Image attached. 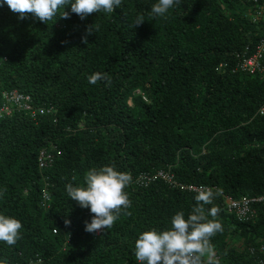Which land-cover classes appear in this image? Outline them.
<instances>
[{
    "label": "trees",
    "instance_id": "1",
    "mask_svg": "<svg viewBox=\"0 0 264 264\" xmlns=\"http://www.w3.org/2000/svg\"><path fill=\"white\" fill-rule=\"evenodd\" d=\"M155 2L85 19L69 5L48 23L0 7V104L16 90L48 110L0 119V212L23 224L15 245L0 242V264H137L138 235L187 215L204 188L219 190L205 205L223 225L215 264H264V202L243 217L227 202L264 196V78L240 69L264 37V0H177L151 20ZM97 72L111 84H89ZM105 164L131 174V206L89 233L94 214L65 186Z\"/></svg>",
    "mask_w": 264,
    "mask_h": 264
},
{
    "label": "clouds",
    "instance_id": "2",
    "mask_svg": "<svg viewBox=\"0 0 264 264\" xmlns=\"http://www.w3.org/2000/svg\"><path fill=\"white\" fill-rule=\"evenodd\" d=\"M176 3L177 0H156L148 15L151 20L164 18ZM122 4L123 0H0V7L7 5L12 12L19 14L20 19L31 13L45 23L56 17L68 18L69 13L65 9L69 5L72 13L85 19L93 12L111 14ZM145 20L143 14H138L134 27ZM97 31L95 24L88 26L83 42L87 43L88 36ZM99 80L111 84L107 73L97 72L88 77L89 84L94 85ZM132 179L131 174L119 170L114 164H105L87 170L82 184H66L67 196L94 214L90 222H85V231L95 233L112 228L121 210L131 206L125 189ZM218 194L219 190L214 193L212 189L204 188L195 196L197 203L187 215L178 211L171 217L170 227H152L142 231L134 243L137 264H196L201 257L206 258L207 264H215L211 238L223 231V225L216 219L217 208L206 209L205 205H211ZM2 195L3 190H0ZM65 223L70 224V220ZM22 227L18 218L0 212V242L15 245L21 238Z\"/></svg>",
    "mask_w": 264,
    "mask_h": 264
},
{
    "label": "built area",
    "instance_id": "3",
    "mask_svg": "<svg viewBox=\"0 0 264 264\" xmlns=\"http://www.w3.org/2000/svg\"><path fill=\"white\" fill-rule=\"evenodd\" d=\"M264 14V4L259 6L258 17L261 18ZM264 34V28H263ZM264 58V37L262 38L260 44L257 46L254 53L250 54L245 58L240 65V69L244 72H249L250 74L257 75L262 74L264 78V66L262 65V59ZM5 103L0 104V119L4 116L10 115L14 109L25 110L31 112L33 116L39 114H45L48 112L44 107L35 109L31 104L32 98L29 95L22 94L16 90L8 91L4 93ZM55 112V110L53 111ZM264 202V196L258 198H244L242 201L237 202L232 199H227L229 211L235 212L238 216L243 217L250 211V203L252 202ZM102 232V229L97 231L96 234ZM264 251V246L262 247ZM203 264H207L203 263Z\"/></svg>",
    "mask_w": 264,
    "mask_h": 264
}]
</instances>
